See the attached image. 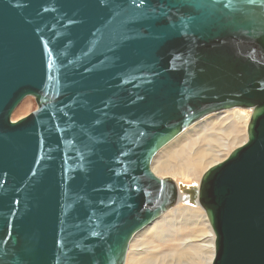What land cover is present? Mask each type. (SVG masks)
<instances>
[{
    "label": "water",
    "instance_id": "obj_1",
    "mask_svg": "<svg viewBox=\"0 0 264 264\" xmlns=\"http://www.w3.org/2000/svg\"><path fill=\"white\" fill-rule=\"evenodd\" d=\"M238 108L246 141L183 191L211 264H264V0H0V264H125L179 199L155 154Z\"/></svg>",
    "mask_w": 264,
    "mask_h": 264
},
{
    "label": "bare ground",
    "instance_id": "obj_2",
    "mask_svg": "<svg viewBox=\"0 0 264 264\" xmlns=\"http://www.w3.org/2000/svg\"><path fill=\"white\" fill-rule=\"evenodd\" d=\"M244 112L245 111L243 109L240 110L238 108L215 113L218 116L215 117V114H212L185 129L181 134L156 153L161 154L163 152L162 154L164 157L174 160L173 162L164 163L163 168L166 170L161 169V173L167 174L179 171L184 172L185 176H193L194 179L197 177L196 172L198 170L205 171L207 168L224 160L230 149H235L246 141H244L243 135L239 138L238 134H233L232 130V127L242 121V133L244 132L248 123V117H243ZM228 125H231L232 127H228ZM186 131L187 133H185ZM177 158L183 159L179 162L176 160ZM198 184L199 182L196 181L187 185L177 184L179 189V199L176 205L161 215L152 224L139 231L131 240L129 247L133 240H136L135 237L138 234L143 236L144 240H147L149 237H153L156 241L158 240L164 244L170 240L174 241L175 237H180L181 234L179 233L181 229L185 230L184 228L187 226V223H191L189 227L193 229V233L189 237H182L179 240L175 238L176 249L178 250H173L170 247L172 251L168 253L169 256L166 258L170 261L172 259L173 262H183L184 264H211L214 252V235L204 212L202 210L201 212L200 209L197 208L199 207L196 204L197 202L192 204V202H190L189 194L183 192L184 190L191 189V187L198 188ZM178 204H184L186 206H180ZM148 228H150V232H144V230ZM200 237H203L204 239L207 238V241L200 243L199 245L193 244L197 243L196 240L199 241L202 239ZM138 245V242L134 241L131 245V250L136 248ZM157 250H159V248ZM145 253L146 250H132L128 257V264H131V262L133 264L138 262V264H155L153 259L161 260L162 264H167L166 258L156 253L151 254L152 258H149L148 261L146 259L140 261L142 255ZM154 255L155 258H153ZM202 256L207 257L202 258Z\"/></svg>",
    "mask_w": 264,
    "mask_h": 264
},
{
    "label": "rangeland",
    "instance_id": "obj_3",
    "mask_svg": "<svg viewBox=\"0 0 264 264\" xmlns=\"http://www.w3.org/2000/svg\"><path fill=\"white\" fill-rule=\"evenodd\" d=\"M37 106H36V103L34 101V99L32 97H27L25 98L18 106L17 108L13 111L12 115H11V121H18L26 116H28L29 114H31L32 112H34L36 110ZM242 110V109H240ZM245 112H244V115L243 117L247 116L248 117V121H249V118H250V113L251 111L249 110H246V109H243ZM225 113V112H224ZM223 114V113H221ZM218 116L217 114H215V117ZM209 117V116H208ZM231 122V120H230ZM242 122V121H241ZM238 123L236 124L234 127H232L231 125H228V127H232V130H233V134L236 133L238 134V137L241 138L242 135L244 136V141L246 140V128L244 130V132L242 133V124ZM248 124V123H247ZM195 127V126H194ZM192 129V128H191ZM189 131V130H188ZM187 133V131L185 132ZM183 135V134H182ZM181 137V136H180ZM203 145V144H202ZM167 148V146H166ZM164 148V149H166ZM198 148V147H197ZM162 149V150H164ZM234 150V149H230L229 152L227 153L229 155V153ZM166 151V150H165ZM163 153V152H162ZM156 154L153 161H152V171L160 178H170L171 180H173L176 184H184V185H187V184H191L193 182H199L204 170H198L196 172V176L194 179H193V176H185V173L184 172H172V173H167V174H163L161 173V169H164L163 168V164L166 163V162H173L174 160H170L168 157H164L163 154ZM227 155V156H228ZM164 157V158H163ZM183 158H177L176 160H178L179 162L182 160ZM166 170V169H164ZM182 173V174H181ZM172 175V176H171ZM174 175V176H173ZM178 205H183V206H186L184 204H178ZM175 206V205H174ZM198 209H200V211L202 210L200 207H197ZM202 212V211H201ZM191 225V223H187V226L184 228L185 230L181 229L180 233V237H175L176 239H180L182 237H189L192 233H193V229L191 227H189ZM189 229V230H187ZM184 231V232H183ZM144 232H150V228L144 230ZM187 234V235H186ZM136 240H133V242L131 243V245L135 242H138V246L136 248H133L132 250L135 251L136 249L138 251H141V250H146V253L144 255H142V258L140 259V261H142L143 259H146L148 261L149 258H152V255L153 253H156L160 256H163V257H168V253L170 251H172V249L174 250H178L176 249V240L174 238V241L173 240H170L168 242H166L165 244L162 243V242H159L158 240L156 241L155 238L153 237H149L147 240H144L143 239V236H141L140 234H138L136 237ZM134 238V239H135ZM202 238V239H200ZM199 241L196 240L197 243H193V244H200V243H203V242H206L207 241V238H203V237H200ZM170 243V244H169ZM141 244V245H140ZM131 245L129 247V251H128V254H127V259H126V263L125 264H128V257L130 255V252H132L131 250ZM175 245V246H174ZM159 246V247H158ZM162 247V248H161ZM172 249H171V248ZM156 248V249H155ZM159 248V250H157ZM161 248V249H160ZM157 250V251H156ZM150 254V256H149ZM149 256V257H148ZM157 257V256H156ZM207 256H202V258H206ZM153 258H155V255L153 256ZM155 264H162V261L161 260H155ZM139 263V262H138ZM136 263V264H138ZM166 263L167 264H184L183 262H173L172 259L171 261L169 259L166 258ZM131 264H133L131 262Z\"/></svg>",
    "mask_w": 264,
    "mask_h": 264
},
{
    "label": "snow or ice",
    "instance_id": "obj_4",
    "mask_svg": "<svg viewBox=\"0 0 264 264\" xmlns=\"http://www.w3.org/2000/svg\"><path fill=\"white\" fill-rule=\"evenodd\" d=\"M100 2H101V3H103V2H104V0H100Z\"/></svg>",
    "mask_w": 264,
    "mask_h": 264
}]
</instances>
